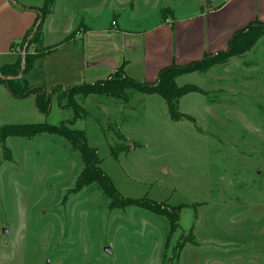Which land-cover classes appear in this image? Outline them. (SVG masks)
<instances>
[{
  "label": "rangeland",
  "instance_id": "rangeland-1",
  "mask_svg": "<svg viewBox=\"0 0 264 264\" xmlns=\"http://www.w3.org/2000/svg\"><path fill=\"white\" fill-rule=\"evenodd\" d=\"M224 1L70 4L73 11L103 6L106 15L98 24L111 21L109 10L120 8L128 25L149 27L171 12L163 7L183 15ZM11 3L22 7L17 0ZM23 21L2 15L0 67L23 56L22 38H15ZM65 21L44 35L43 45L57 48L35 61L42 63L43 80L32 71L17 77L19 86L42 85L49 95L56 87L119 79V69L107 76L106 62L87 60L95 45L61 44ZM260 33L241 55L176 79L179 88L194 89L179 101L178 112L185 116L180 121L170 118L157 94L127 89V100L77 97L85 114L76 120L57 95L48 114L41 113L34 94L18 99L1 83L0 127L72 122L69 126L82 130L97 150L100 168L121 199L107 198L96 184L76 187L84 163L63 137L46 133L0 141V264H264V27ZM29 53L37 56L36 46ZM128 199L181 206L179 231L169 239L165 217L133 204L121 208Z\"/></svg>",
  "mask_w": 264,
  "mask_h": 264
},
{
  "label": "crops",
  "instance_id": "crops-1",
  "mask_svg": "<svg viewBox=\"0 0 264 264\" xmlns=\"http://www.w3.org/2000/svg\"><path fill=\"white\" fill-rule=\"evenodd\" d=\"M17 2L23 8L34 11L44 4V0ZM70 2L71 0L55 1L53 11L43 26V43L48 28L54 25L60 27L63 20H66V37L79 29L69 42L82 48L96 46L94 55L87 57L92 65L106 62L105 65L109 66L108 76L125 62L126 74L139 82L153 83L164 68L172 65L185 66L202 60L205 55L225 51L237 31L251 22H264V0H226L209 10L199 5L183 15L167 6L162 10L168 8L171 12L165 18L160 16L149 27L128 25L122 15L126 10L120 8L109 10L111 21L109 19L106 23L98 24L99 19L106 15L103 6L73 11ZM0 3V19L3 14L24 19L18 24L15 34L16 39L23 38L35 24L38 14L18 8L16 3L14 4L17 7L14 8L11 0H0ZM17 9L25 13H20Z\"/></svg>",
  "mask_w": 264,
  "mask_h": 264
},
{
  "label": "trees",
  "instance_id": "trees-1",
  "mask_svg": "<svg viewBox=\"0 0 264 264\" xmlns=\"http://www.w3.org/2000/svg\"><path fill=\"white\" fill-rule=\"evenodd\" d=\"M55 1L56 0H44L43 6L41 8H36V10L41 13V16L38 15L35 24L27 31L25 36L19 42V44H22L23 49L27 44L25 70L23 75L33 71L32 75L34 78L39 79L40 81L43 80L42 63H39V66H37V64L35 65V61H40L45 55L54 52L57 48V46L45 47L43 45V26L45 20L53 11ZM261 27H264V22L258 20L251 22L247 27L234 34L225 51L205 55L202 60L192 62L185 66L172 65L164 68L160 71L157 80L153 83L138 82L127 76L125 72L126 63L124 62L118 68L119 70L117 74H119V79H114L113 81L106 80L105 82L100 81L101 83L97 82L92 85L86 84L71 89L56 87L53 88L48 95L47 92H43L44 86L42 85H39L35 90H26V85L21 87L17 84V77L20 75L23 68V58L21 55L14 63L0 67V84H5L11 95L18 99H23L34 94L36 96L38 110L41 113L48 114L51 100L54 95H57L59 105L63 108H71L74 111L76 120L82 115L81 113L85 114L84 109L79 107L77 97H81L80 99L84 100L90 95H109L116 97L117 99L127 100L128 97L125 91L127 89H133L143 94H157L163 97L167 103L170 118L174 121H180L182 118H185V116L178 112L179 101L182 96L190 93L194 89L179 88L176 85V79L185 74L205 71L213 65L214 60L218 61L220 58H223V61H226L227 59L239 56L246 52L259 39L261 35ZM77 31H79V29L67 36L61 44L71 41ZM14 45L15 43L13 42L11 49ZM32 45L36 46L37 56H33L29 53V47ZM63 101H66V103L62 104ZM69 123L71 124L72 122ZM69 123L63 122L60 125H51L47 123L4 125L0 127V141L4 142L10 137L33 138L46 133L63 137L70 143L74 151L80 153L81 159L84 163V170L77 180L76 187H79L80 189L96 184L107 198L112 200H114V198H116L115 200L118 198L121 199L110 178L100 168V160L97 150L89 147L86 135L82 130L72 129L69 126ZM129 204H133L159 216L165 217L170 223L169 239L175 232L179 231L180 213L182 210L181 206L168 209L169 207L167 208L164 204L151 202L147 199H128L121 201L119 206L123 208L125 205ZM184 245L185 243L180 247L178 246V249H182Z\"/></svg>",
  "mask_w": 264,
  "mask_h": 264
},
{
  "label": "water",
  "instance_id": "water-1",
  "mask_svg": "<svg viewBox=\"0 0 264 264\" xmlns=\"http://www.w3.org/2000/svg\"><path fill=\"white\" fill-rule=\"evenodd\" d=\"M18 7L21 8V9H24V10L34 11V10H30V9H25L23 7H20V6H18ZM34 12H36L39 16H41V13L39 11H34ZM26 52H27V44H26V46L24 47V50H23V56H22V58H23V68H22V71H21L20 76H22L23 71H24L25 59H26ZM43 92H46V89L45 88L43 89ZM106 251L109 252V253L111 252V250L109 248H107Z\"/></svg>",
  "mask_w": 264,
  "mask_h": 264
},
{
  "label": "built area",
  "instance_id": "built-area-1",
  "mask_svg": "<svg viewBox=\"0 0 264 264\" xmlns=\"http://www.w3.org/2000/svg\"><path fill=\"white\" fill-rule=\"evenodd\" d=\"M113 25H115V23H113Z\"/></svg>",
  "mask_w": 264,
  "mask_h": 264
}]
</instances>
